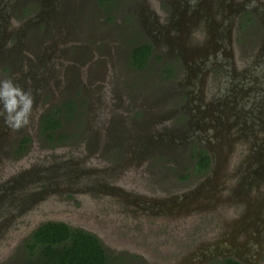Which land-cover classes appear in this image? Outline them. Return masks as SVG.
I'll return each mask as SVG.
<instances>
[{
	"label": "flooded vegetation",
	"instance_id": "1",
	"mask_svg": "<svg viewBox=\"0 0 264 264\" xmlns=\"http://www.w3.org/2000/svg\"><path fill=\"white\" fill-rule=\"evenodd\" d=\"M9 78L33 112L0 114V264L48 222L112 252L85 203L177 240L130 264H264V0H0Z\"/></svg>",
	"mask_w": 264,
	"mask_h": 264
},
{
	"label": "trees",
	"instance_id": "2",
	"mask_svg": "<svg viewBox=\"0 0 264 264\" xmlns=\"http://www.w3.org/2000/svg\"><path fill=\"white\" fill-rule=\"evenodd\" d=\"M142 47V46H141ZM21 264H108L107 255L91 233L64 223L41 225L27 244ZM227 264H239L228 260Z\"/></svg>",
	"mask_w": 264,
	"mask_h": 264
},
{
	"label": "rangeland",
	"instance_id": "3",
	"mask_svg": "<svg viewBox=\"0 0 264 264\" xmlns=\"http://www.w3.org/2000/svg\"><path fill=\"white\" fill-rule=\"evenodd\" d=\"M84 205V208L86 209L84 210L85 212L82 213L84 216L79 218L80 222H77V224L84 226L90 231H94L100 236L102 244L113 250L112 252L106 251L108 264H130L129 259L133 258V256H144L148 253H155L159 247L171 248L174 245H177V240L175 241L174 237L166 234L167 230L165 228H154L152 230L153 236L163 235L164 239L158 243L154 242L151 244L149 242L150 245L142 242V238L140 239L141 241H138V236L130 235L129 229L123 230L119 225H113L112 230L109 223L107 224L106 221H99L100 219L97 218L98 211L96 207L92 206L90 203H85ZM94 212H96V214H94ZM20 246L21 245H16V247H14L13 252H10L6 262H3L4 264H19L20 260L26 256L24 254L26 252L15 251L18 250ZM119 246L122 247L121 251L113 249ZM149 255L151 254H148V256Z\"/></svg>",
	"mask_w": 264,
	"mask_h": 264
},
{
	"label": "clouds",
	"instance_id": "4",
	"mask_svg": "<svg viewBox=\"0 0 264 264\" xmlns=\"http://www.w3.org/2000/svg\"><path fill=\"white\" fill-rule=\"evenodd\" d=\"M32 112V94L12 78L0 80V114H3L7 125L13 130L25 127Z\"/></svg>",
	"mask_w": 264,
	"mask_h": 264
},
{
	"label": "water",
	"instance_id": "5",
	"mask_svg": "<svg viewBox=\"0 0 264 264\" xmlns=\"http://www.w3.org/2000/svg\"><path fill=\"white\" fill-rule=\"evenodd\" d=\"M241 6H243V7H245L246 5L244 4V5H241ZM256 103V101L253 103V104H255ZM262 103H264L263 102V100H261L260 101V103L259 104H262ZM16 182V181H15ZM12 184H14V183H12V182H8L7 184H5L4 185V187H8V186H10V185H12ZM231 239V238H230ZM2 241V240H1ZM236 241V240H235ZM238 244L236 245V247L237 248H239L240 249V253H241V255H245V253H246V251H247V249L249 248V247H251V246H253L254 245V243H256V240H255V238H251V239H246V240H239L238 242H237ZM234 245H231V244H227V246H222V247H224V248H227V250L225 251V254H229V255H231V256H233V257H235L236 259H238V260H242L241 259V256H237V254L239 253L237 250H234V247H233Z\"/></svg>",
	"mask_w": 264,
	"mask_h": 264
}]
</instances>
